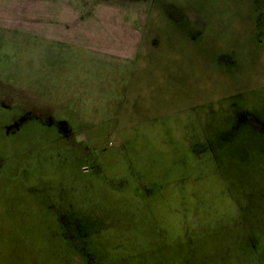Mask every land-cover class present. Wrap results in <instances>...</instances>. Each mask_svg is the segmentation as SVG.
I'll return each mask as SVG.
<instances>
[{
    "label": "rangeland",
    "instance_id": "374dc122",
    "mask_svg": "<svg viewBox=\"0 0 264 264\" xmlns=\"http://www.w3.org/2000/svg\"><path fill=\"white\" fill-rule=\"evenodd\" d=\"M251 229L264 264V0H0V264H241Z\"/></svg>",
    "mask_w": 264,
    "mask_h": 264
},
{
    "label": "trees",
    "instance_id": "16d2710c",
    "mask_svg": "<svg viewBox=\"0 0 264 264\" xmlns=\"http://www.w3.org/2000/svg\"><path fill=\"white\" fill-rule=\"evenodd\" d=\"M224 141H225V139L221 141L222 144H221V147L219 148V150H215L218 154H220V155H216V156H217V159L219 161H221L220 163H221L222 167L224 166V163H226L227 159H225V158H226L227 154H229L228 147H230V146H234L235 147V145L229 144V141H225V143L230 145V146L228 145L227 149H225L224 143H223ZM86 223L88 224V222H86L85 219L72 218V224H73V228H74L73 230L75 232H77V234L80 233L82 230H86L87 229V227L84 225ZM145 229L148 230L150 228H145ZM249 235L251 236L250 242L253 245H249V242L245 243V240L247 239V237L244 234H240L239 232L234 234L235 242L238 243L237 247H238V249H240V251H241V253L243 255L242 261H240V263L241 264H259V261L255 260V258H254V252L257 251V248L262 246V244L259 242V238L260 237L258 236V233L255 232L253 229L250 230V234ZM231 242L233 243L234 239H233V241L231 240ZM149 244H150L149 246H151L150 251L154 250V248L158 245V244H155V243H149ZM194 244H195V242H191V244H190L191 246H193L192 249H191V253L192 252H194V253L198 252L200 247H201V244H199V242H197L196 245H194ZM40 246L43 247V245H36L34 247H40ZM234 246H236L235 243H234ZM213 248H214V251H215V249H217L216 247H213ZM185 249L187 250V248H185ZM34 250L36 251V253L38 252V249L35 248ZM31 253H32V251L31 250L29 251L28 248H27V245H25V253H24L25 257L22 260H19V261L15 258L16 261L14 260L15 262H9V264H36L35 262H31L30 263L28 261ZM44 253L46 254L45 249L43 247V249L40 250V254L43 255ZM160 253H161V251L160 252H156V251L152 252L151 254H152V256L154 258H151V259H156V257ZM190 255L191 254L188 253V257L187 258H189ZM0 261H5V260H0ZM5 262H8V261H5ZM48 264H52V262L49 261ZM193 264H198V263H193Z\"/></svg>",
    "mask_w": 264,
    "mask_h": 264
}]
</instances>
